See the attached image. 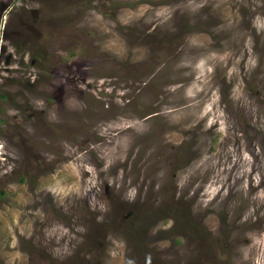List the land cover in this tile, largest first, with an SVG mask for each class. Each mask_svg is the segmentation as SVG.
I'll list each match as a JSON object with an SVG mask.
<instances>
[{"label": "rangeland", "instance_id": "obj_1", "mask_svg": "<svg viewBox=\"0 0 264 264\" xmlns=\"http://www.w3.org/2000/svg\"><path fill=\"white\" fill-rule=\"evenodd\" d=\"M0 264H264V0H0Z\"/></svg>", "mask_w": 264, "mask_h": 264}]
</instances>
